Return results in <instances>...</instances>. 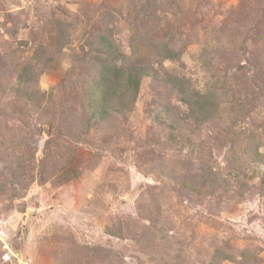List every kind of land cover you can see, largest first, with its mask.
I'll list each match as a JSON object with an SVG mask.
<instances>
[{"label":"rangeland","instance_id":"rangeland-1","mask_svg":"<svg viewBox=\"0 0 264 264\" xmlns=\"http://www.w3.org/2000/svg\"><path fill=\"white\" fill-rule=\"evenodd\" d=\"M136 29L145 49L166 43L178 52L167 70L195 88H217L218 120L197 127L179 121L168 141V130L157 132L150 121L158 109L150 115L148 105L167 103V124L185 107L146 79L133 112L113 115L91 135L95 147L106 146L87 148L53 123L50 155L55 168L72 164L74 179L54 181L47 165L40 181L30 159L34 178L14 191L7 168L28 158L17 146L37 140L35 130L47 140L48 129L37 108L22 111L12 97L18 67L32 64L37 88L44 100L53 94L57 112L72 91L62 80L86 73L85 42L107 32L128 56ZM221 48L242 67L251 56L264 60V0H0V264H264V190L245 163L250 153L230 147L226 117L233 112L218 92L226 78L241 89L253 76L233 68L235 76L221 80L229 57ZM252 93L243 104L248 113L233 117L240 136L254 138L264 153V92ZM12 108L28 115L11 120ZM187 171L214 176L207 186L195 179L184 187Z\"/></svg>","mask_w":264,"mask_h":264},{"label":"trees","instance_id":"trees-1","mask_svg":"<svg viewBox=\"0 0 264 264\" xmlns=\"http://www.w3.org/2000/svg\"><path fill=\"white\" fill-rule=\"evenodd\" d=\"M108 31L111 34L110 30ZM58 35L64 36L61 29L58 30ZM140 35L141 32L136 29L132 39L134 41H130L128 45V56L120 52L119 47H116L107 32L98 33L97 36L91 39L89 38L82 46L83 51L80 55L83 56L82 63L86 64L82 65L81 69L86 73L81 74L80 77H75L71 82L68 81V84L67 80H62V88L65 86L72 87V91L69 100L59 104L60 109L57 112L52 105L54 101L53 94L47 100H44L43 94L37 88V76L32 64H23L18 67L12 80V97L19 104H22V111L25 108L27 109V107L37 108L39 110L38 117L40 123H43L41 119H46L43 125H46L48 129L47 140H42L40 130H35L32 136H37V140H33L29 146L26 145L25 138V142L21 140L22 144L17 146L21 151V155L26 154L28 158L20 166L19 162H21L22 158L19 157L16 165H11L7 168L8 180L16 181L13 190L22 191L28 181L32 177L34 178V175L30 174L32 172L30 159L37 161V174L39 176L36 175L38 178L40 177V181H42V175L47 174L45 173L47 165L50 168H55L53 153L51 152L50 155L49 152L50 145L53 141L51 129L53 128L52 125L54 122L65 128L68 134L65 135L67 139L68 137L70 139L73 137L87 148L95 147L96 143H94V138L91 135L95 133L98 126L107 124L113 115L125 117L126 114L133 112L134 105L140 93L141 84L146 79H151L156 86L163 88V91L165 90L169 96H172L177 104L185 107V112L181 118L167 124L166 118L169 115L170 109L163 106L167 105V103H163V100H157L158 104L156 106L148 105L150 115L158 109L156 114H153L152 118L150 117V121L153 123L157 132L159 130L161 132L163 129L168 130V141L170 140L169 137L172 138L174 136L173 131L179 121L197 127L218 120L217 111L219 109V103L216 102L217 95L215 94L217 88L210 87L211 84L208 89L195 88L185 77L177 76L175 73L167 70L164 66L165 63L176 61L179 57L178 52H175L166 43L155 44L152 48L147 47L145 49L143 44H141ZM135 41L140 43H136ZM220 52L222 55H229L226 60L227 69L222 74L221 80L224 79L223 76H235L237 72L233 74H229L230 72H228L233 70V68L238 72L247 68V72H250L253 76H251L252 78L250 77L251 80L246 83V86H243L241 89H238L239 85L236 82L232 84L226 78L228 84L222 82L223 84H221L218 90V92L224 91L222 94L224 101L228 102L227 107L232 110L233 116L239 112L241 114H247L248 111L243 104L248 102V98H251L253 96L252 94H255L252 92H264V80L262 79L264 75V60L261 61L259 59L262 55H255L256 58L252 56L251 58H246L244 60V66L242 67L235 58L236 54H231L226 48H221ZM245 54L249 56L247 51L243 50L242 55ZM34 59L39 60V58ZM73 59L72 57V64H70L72 65V67L70 66L71 72L75 69ZM48 61L46 63H49ZM78 61L79 59L76 60V63ZM41 63L46 64L44 62ZM218 77L219 74L210 78L215 79L212 84L219 83ZM248 85H254L252 87L254 90H250ZM75 87H77L76 91L78 93L73 98L72 93ZM239 93L240 96L237 97L236 95ZM22 111L12 108L14 117H10V115L8 117L14 121L19 118L18 121L20 122L22 121V116H26L27 114ZM233 116L232 118L226 117L228 131L231 137H233V142H231L230 147L239 145V149L244 150V153L246 151L250 153L245 163L254 167L252 177L254 179L257 178L259 189L262 191L264 190V153L259 151L260 147L256 144L254 138L246 136L243 139L240 136L245 131L236 126V118ZM183 141L185 144L189 143L187 139ZM101 146H106V144L100 142V145L96 147ZM70 166L72 164L70 165L67 162L51 171L50 174L54 177V181L60 179L61 183H65L74 179L73 177L75 175H71L74 171ZM199 176L188 171L184 172L180 177L182 186L188 187L194 183L195 179H199L203 187L207 186V183L213 178L214 174L207 171L206 175L201 176V178ZM23 183L24 187L22 188ZM8 186L11 187V184H8ZM4 187L6 185L0 186V188ZM213 195V190H210L208 197H212Z\"/></svg>","mask_w":264,"mask_h":264}]
</instances>
